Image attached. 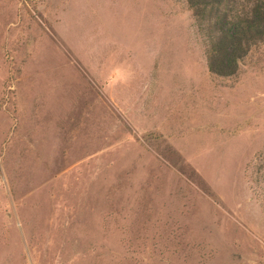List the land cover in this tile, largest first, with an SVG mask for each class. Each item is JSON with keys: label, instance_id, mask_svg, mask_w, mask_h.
Instances as JSON below:
<instances>
[{"label": "rangeland", "instance_id": "obj_1", "mask_svg": "<svg viewBox=\"0 0 264 264\" xmlns=\"http://www.w3.org/2000/svg\"><path fill=\"white\" fill-rule=\"evenodd\" d=\"M0 264H264V39L218 75L185 0H0Z\"/></svg>", "mask_w": 264, "mask_h": 264}, {"label": "trees", "instance_id": "obj_2", "mask_svg": "<svg viewBox=\"0 0 264 264\" xmlns=\"http://www.w3.org/2000/svg\"><path fill=\"white\" fill-rule=\"evenodd\" d=\"M202 30L209 71L230 75L249 46L264 39V0H185Z\"/></svg>", "mask_w": 264, "mask_h": 264}, {"label": "clouds", "instance_id": "obj_3", "mask_svg": "<svg viewBox=\"0 0 264 264\" xmlns=\"http://www.w3.org/2000/svg\"><path fill=\"white\" fill-rule=\"evenodd\" d=\"M136 77V68L131 64H117L113 72L106 79L105 84L110 87L117 85L127 86Z\"/></svg>", "mask_w": 264, "mask_h": 264}]
</instances>
